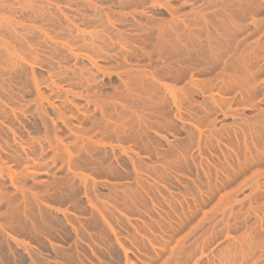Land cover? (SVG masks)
Returning <instances> with one entry per match:
<instances>
[{
	"label": "rangeland",
	"instance_id": "rangeland-1",
	"mask_svg": "<svg viewBox=\"0 0 264 264\" xmlns=\"http://www.w3.org/2000/svg\"><path fill=\"white\" fill-rule=\"evenodd\" d=\"M0 37V264H264V0H0Z\"/></svg>",
	"mask_w": 264,
	"mask_h": 264
},
{
	"label": "bare ground",
	"instance_id": "bare-ground-1",
	"mask_svg": "<svg viewBox=\"0 0 264 264\" xmlns=\"http://www.w3.org/2000/svg\"><path fill=\"white\" fill-rule=\"evenodd\" d=\"M70 1V0H69ZM95 1V0H94ZM228 1V0H227ZM240 1V0H239ZM21 2V1H20ZM86 2V1H85ZM213 2V1H212ZM220 2V1H219ZM223 3H224V1H222ZM242 2V1H241ZM259 2V1H258ZM84 3V2H83ZM205 3H206V1H205ZM214 3V2H213ZM221 3V2H220ZM22 4V3H21ZM68 4V3H67ZM77 4V3H76ZM80 4V3H79ZM86 4V3H85ZM99 4V3H98ZM104 4V3H103ZM152 4V3H151ZM203 4V3H202ZM258 4V3H257ZM10 5H13V3L12 4H10ZM18 5H20V4H18ZM78 5V4H77ZM207 5V4H206ZM230 5V4H229ZM232 5V4H231ZM256 5V4H255ZM32 6V5H31ZM196 6V5H195ZM17 7H19V6H17ZM195 8V7H194ZM224 8V7H223ZM243 8V7H242ZM21 9V8H20ZM36 9V8H35ZM95 9V8H94ZM260 10V9H259ZM215 11V10H214ZM60 12V11H59ZM178 12V11H177ZM10 13V12H9ZM63 13V12H62ZM108 13V12H107ZM179 13V12H178ZM191 13V12H190ZM235 13V12H234ZM233 13V14H234ZM257 13V12H256ZM44 14V13H43ZM236 14V13H235ZM253 14V13H252ZM114 15V14H113ZM118 15V14H117ZM122 15V14H121ZM199 15V14H198ZM230 15V14H229ZM257 15V14H256ZM37 16V15H36ZM202 16V15H201ZM205 16V15H204ZM203 16V17H204ZM240 16V15H239ZM248 16V15H247ZM252 16V15H251ZM94 17H96V16H94ZM102 17V16H101ZM135 17V16H134ZM182 17V16H181ZM193 17V16H192ZM194 17H195V15H194ZM207 17V16H206ZM46 18V17H45ZM62 18V17H61ZM85 18V17H84ZM87 18V17H86ZM100 18V17H99ZM216 18V17H215ZM2 19V18H1ZM110 19V18H109ZM204 19V18H203ZM223 19V18H222ZM228 19V18H227ZM235 19V18H234ZM239 19H240V17H239ZM7 20V19H6ZM50 20V19H49ZM87 20V19H86ZM101 20V19H100ZM123 20V19H122ZM244 20V19H243ZM90 21V20H89ZM96 21V20H95ZM149 21V20H148ZM147 21V22H148ZM201 21V20H200ZM220 21V20H219ZM2 22V21H1ZM13 22V21H12ZM135 22V21H134ZM178 22H179V20H178ZM205 22V21H204ZM213 22V21H212ZM211 22V23H212ZM241 22H242V20H241ZM253 22H255V21H253ZM7 23V22H6ZM6 23H4V24H6ZM71 23V22H70ZM94 23V22H93ZM105 23V22H104ZM193 23H195V22H193ZM252 23V22H251ZM72 24H73V22H72ZM90 24V23H89ZM107 24V23H106ZM152 24V23H151ZM189 24V23H188ZM197 24H198V22H197ZM227 24H229V23H227ZM243 24V23H242ZM14 25V24H13ZM131 25V24H130ZM192 25V24H191ZM210 25V24H209ZM215 25V24H214ZM39 26H40V24H39ZM103 26V25H102ZM108 26H110L111 27V25H108ZM208 26V25H207ZM227 26V25H226ZM256 26V25H255ZM5 27V26H4ZM29 27V26H28ZM190 27V26H189ZM229 27V26H228ZM242 27V26H241ZM13 28H15V27H13ZM167 28H169V27H167ZM203 28V27H202ZM214 28V27H213ZM216 28V27H215ZM10 29V28H9ZM25 29V28H24ZM35 29V28H34ZM38 29V28H37ZM91 29V28H90ZM104 29V28H103ZM139 29V28H138ZM170 29H172V28H170ZM184 29V28H183ZM205 29H207V28H205ZM226 29H227V27H226ZM26 30V29H25ZM55 30V29H54ZM59 30V29H58ZM62 30V29H61ZM111 30V29H110ZM113 30V29H112ZM144 30V29H143ZM202 30V29H201ZM222 30V29H221ZM228 30V29H227ZM238 30V29H237ZM240 30V29H239ZM256 30V29H255ZM92 31V30H91ZM104 31V30H103ZM109 31V30H108ZM199 31V30H198ZM242 31V30H241ZM15 32V31H14ZM59 32V31H58ZM79 32V31H78ZM81 32V31H80ZM89 32V31H88ZM196 32H197V30H196ZM205 32V31H204ZM207 32V31H206ZM26 33V32H25ZM30 33V32H29ZM142 33V32H141ZM182 33V32H181ZM189 33V32H188ZM194 33V32H193ZM240 33V32H239ZM34 34V33H33ZM117 34V33H116ZM220 34H221V32H220ZM245 34V33H244ZM4 35V34H3ZM60 35V34H59ZM80 35V34H79ZM85 35V34H84ZM94 35V34H93ZM187 35V34H186ZM190 35V34H189ZM207 35H209V34H207ZM216 35H218L217 33H216ZM10 36V35H9ZM12 36V35H11ZM44 36V35H43ZM113 36V35H112ZM176 36V35H175ZM203 36V35H202ZM213 36V35H212ZM250 36V35H249ZM249 36H247L248 38H249ZM3 37H5V36H3ZM170 37V36H169ZM178 37V36H177ZM181 37V36H180ZM225 37V36H224ZM226 37H227V35H226ZM246 37V36H245ZM1 38V37H0ZM28 38V37H27ZM34 38V37H33ZM113 38V37H112ZM174 38V37H173ZM176 38V37H175ZM185 38H186V36H185ZM184 38V39H185ZM209 38H211V37H209ZM80 39H83V38H80ZM91 39V38H90ZM93 39V38H92ZM91 39V40H92ZM117 39H119V38H117ZM116 39V40H117ZM121 39V38H120ZM164 39V38H163ZM162 39V40H163ZM179 39V38H178ZM222 39H225V38H222ZM195 40V39H194ZM208 41H209V39H207ZM240 40V39H239ZM167 41H169V40H167ZM181 41V40H180ZM193 41V40H192ZM214 40H212V42H213ZM223 41V40H222ZM96 42V41H95ZM116 42V41H115ZM178 42V41H177ZM221 42V41H220ZM99 43V42H98ZM215 43V42H214ZM219 43V42H218ZM183 44V43H182ZM187 44V43H186ZM199 44V43H198ZM206 44V43H205ZM248 44V43H247ZM260 44V43H259ZM164 45V44H163ZM258 45V44H257ZM91 46V45H90ZM95 46V45H94ZM247 46V45H246ZM20 47V46H19ZM103 47V46H102ZM178 47V46H177ZM182 47V46H181ZM191 47V46H190ZM204 47V46H203ZM211 47V46H210ZM233 47V46H232ZM238 47H239V45H238ZM264 47V46H263ZM95 48V47H94ZM98 48V47H97ZM100 48V47H99ZM172 48V47H171ZM198 48H199V46H198ZM214 48V47H213ZM248 48V47H247ZM249 48H250V46H249ZM17 49V48H16ZM23 49V48H22ZM89 49V48H88ZM91 49H93V48H91ZM90 49V50H91ZM96 49V48H95ZM105 49V48H104ZM107 49V48H106ZM181 49V48H180ZM185 49V48H184ZM222 49H223V47H222ZM233 49V48H232ZM235 49V48H234ZM243 49V48H242ZM257 49V48H256ZM94 50V49H93ZM161 50H162V48H161ZM247 50V49H246ZM23 51V50H22ZM59 51V50H58ZM165 51V50H164ZM173 51V50H172ZM201 51V50H200ZM207 51V50H206ZM213 51V50H212ZM215 51V50H214ZM218 51V50H217ZM221 51V50H220ZM177 52H179L178 50H177ZM192 52V51H191ZM202 52V51H201ZM211 52V51H210ZM250 52V51H249ZM162 53V52H161ZM6 54V53H5ZM18 54V53H17ZM23 54V53H22ZM178 54V53H177ZM220 54V53H219ZM247 54V53H246ZM2 55V54H1ZM16 55V54H15ZM100 55V54H99ZM161 55V54H160ZM215 55V54H214ZM9 56H10V54H9ZM174 56V55H173ZM177 56V55H176ZM181 56H183V55H181ZM194 56V55H193ZM249 56V55H248ZM186 57H188V56H186ZM192 57V56H191ZM162 58V57H161ZM9 59V58H8ZM21 59V58H20ZM94 59V58H93ZM167 59H169V58H167ZM187 59V58H186ZM193 59V58H192ZM248 59V58H247ZM231 60V59H230ZM262 60V59H261ZM2 61V60H1ZM5 61V60H4ZM161 61V60H160ZM179 61V60H178ZM234 61V60H233ZM241 61V60H240ZM7 62V61H6ZM13 62V61H12ZM15 62V61H14ZM96 62V61H95ZM187 62V61H186ZM204 62V61H203ZM211 62V61H210ZM247 61H245V63H246ZM254 62V61H253ZM258 62V61H257ZM33 63V62H32ZM173 63V62H172ZM185 63V62H184ZM197 63V62H196ZM217 63V62H216ZM239 63V62H238ZM95 64V63H94ZM186 64V63H185ZM199 64V63H198ZM198 64H197V66H198ZM208 64V63H207ZM240 64V63H239ZM21 65H22V62H21ZM187 65V64H186ZM231 65V64H230ZM256 65H259V64H256ZM262 65V64H261ZM7 66V65H6ZM19 66V65H18ZM24 66V65H23ZM170 66V65H169ZM174 66V65H173ZM195 66V65H194ZM243 66V65H242ZM252 66H253V64H252ZM63 67V66H62ZM118 67V66H117ZM216 67V66H215ZM237 67V66H236ZM248 67V66H247ZM9 68H11V67H9ZM24 68V67H23ZM53 68H55V67H53ZM65 68V67H64ZM200 68V67H199ZM204 68V67H203ZM202 68V69H203ZM30 69V68H29ZM162 69V68H161ZM179 69V68H178ZM182 69V68H181ZM180 69V70H181ZM208 69H209V67H208ZM213 69V68H212ZM235 69V68H234ZM17 70H18V68H17ZM27 70V69H26ZM64 70V69H63ZM86 70V69H85ZM135 70V69H134ZM196 70V69H195ZM211 70V69H210ZM249 70V69H248ZM3 71V70H2ZM28 71V70H27ZM32 71V70H31ZM50 71V70H49ZM66 71V70H65ZM136 71H138V70H136ZM144 71V70H143ZM160 71V70H159ZM253 71V70H252ZM251 71V72H252ZM262 71V70H261ZM23 72V71H22ZM90 72V71H89ZM105 72V71H104ZM118 72V71H117ZM131 72V71H130ZM147 72H149V71H147ZM171 72V71H170ZM172 72H174V71H172ZM7 73H9V72H7ZM6 73V74H7ZM62 73H64V72H62ZM80 73V72H79ZM84 73V72H83ZM129 73V72H128ZM165 73V72H164ZM177 73V72H176ZM175 73V74H176ZM186 73H187V71H186ZM206 73V72H205ZM3 74V73H2ZM22 74V73H21ZM66 74V73H65ZM68 74V73H67ZM82 74V73H81ZM87 74V73H86ZM11 75H13L12 73H11ZM89 75V74H88ZM153 75H155V74H153ZM179 75V74H178ZM192 75V74H191ZM36 76V75H35ZM127 76V75H126ZM186 76H187V74H186ZM206 76V75H205ZM227 76V75H226ZM1 77V76H0ZM13 77H15V76H13ZM89 77V76H88ZM159 77V76H158ZM189 77V76H188ZM191 77V76H190ZM253 77V76H252ZM9 78H11V77H9ZM17 78V77H16ZM70 78V77H69ZM94 78V77H93ZM142 78V77H141ZM165 78V77H164ZM235 78V77H234ZM90 79V78H89ZM20 80V79H19ZM183 80V79H182ZM202 80V79H201ZM205 80V79H204ZM213 80V79H212ZM217 80V79H216ZM263 80V79H262ZM35 81V80H34ZM129 81H130V79H129ZM142 81V80H141ZM191 81V80H190ZM195 81V80H194ZM244 81V80H243ZM253 81V80H252ZM3 82V81H2ZM16 82V81H15ZM84 82H85V80H84ZM167 82H169V81H167ZM175 82V81H174ZM228 82V81H227ZM238 82V81H237ZM22 83V82H21ZM82 83V82H81ZM125 83V82H124ZM192 83V82H191ZM247 83V82H246ZM257 83V82H256ZM1 84V83H0ZM33 84V83H32ZM241 84V83H240ZM20 85V84H19ZM23 85V84H22ZM52 85V84H51ZM126 85V84H125ZM166 85V84H165ZM228 85V84H227ZM230 85V84H229ZM233 85V84H232ZM246 85V84H245ZM255 85V84H254ZM53 86V85H52ZM87 86V85H86ZM124 86V85H123ZM151 86V85H150ZM221 86V85H220ZM249 86V85H248ZM47 87V86H46ZM242 87V86H241ZM253 87V86H252ZM17 88V87H16ZM36 88V87H35ZM155 88V87H154ZM179 88V87H178ZM204 88V87H203ZM95 89H96V87H95ZM181 89V88H180ZM188 89H190V88H188ZM188 89H186V90H188ZM216 89V88H215ZM116 90V89H115ZM137 90H138V88H137ZM146 90V89H145ZM206 90V89H205ZM259 90V89H258ZM4 91H5V89H4ZM70 91V90H69ZM101 91V90H100ZM134 91V90H133ZM174 91V90H173ZM192 91V90H191ZM234 91V90H233ZM119 92V91H118ZM135 92H137L136 90H135ZM172 92V91H171ZM176 92H178V91H176ZM196 92V91H195ZM227 92V91H226ZM249 92V91H248ZM256 92V91H255ZM51 93V92H50ZM116 93V92H115ZM179 93V92H178ZM204 93H206V92H204ZM228 93V92H227ZM239 93V92H238ZM251 93V92H250ZM249 93V94H250ZM161 94H163V93H161ZM170 94V93H169ZM183 94V93H182ZM186 94V93H185ZM229 94H231V93H229ZM39 95V94H38ZM99 95V94H98ZM119 95V94H118ZM144 95V94H143ZM149 95V94H148ZM151 95V94H150ZM45 96V95H44ZM48 96V95H47ZM89 96V95H88ZM95 96V95H94ZM188 96V95H187ZM218 96V95H217ZM237 96V95H236ZM240 96V95H239ZM92 97V96H91ZM97 97V96H96ZM131 97V96H130ZM150 97V96H149ZM156 97V96H155ZM163 97V96H162ZM257 97V96H256ZM79 98V97H78ZM114 98V97H113ZM152 98V97H151ZM218 98V97H217ZM227 98V97H226ZM230 98V97H229ZM246 98V97H245ZM248 98V97H247ZM254 98V97H253ZM41 99V98H40ZM46 99V98H45ZM154 99V98H153ZM209 99V98H208ZM252 99V98H251ZM156 100H158V99H156ZM183 100V99H182ZM211 100H212V97H211ZM221 100V99H220ZM226 100H228V99H226ZM231 100V99H230ZM50 101V100H49ZM85 101H86V99H85ZM147 101V100H146ZM155 101V100H154ZM181 101V100H180ZM185 101V100H184ZM210 101V100H209ZM218 101V100H217ZM258 101V100H257ZM95 102V101H94ZM169 102H170V100H169ZM225 102H227V101H225ZM224 102V103H225ZM231 102V101H230ZM256 102V101H255ZM254 102V103H255ZM43 103V102H42ZM92 103V102H91ZM135 103V102H134ZM140 103V102H139ZM149 103V102H148ZM151 103V102H150ZM176 103V102H175ZM178 103V102H177ZM186 103V102H185ZM219 103V102H218ZM222 103H223V101H222ZM258 103V102H257ZM13 104V103H12ZM40 104V103H39ZM101 104V103H100ZM99 104V105H100ZM154 104V103H153ZM167 104V103H166ZM187 104V103H186ZM177 105V104H176ZM188 105V104H187ZM220 105V104H219ZM125 106V105H124ZM184 106V105H183ZM182 106V107H183ZM215 106V105H214ZM255 106V105H254ZM100 107H101V105H100ZM109 107H110V105H109ZM162 107V106H161ZM180 107V106H179ZM102 108H103V106H102ZM188 108V107H187ZM215 108V107H214ZM241 108H243V107H241ZM11 109V108H10ZM104 109V108H103ZM110 109V108H109ZM112 109V108H111ZM153 109H155V108H153ZM162 109V108H161ZM173 109V108H172ZM190 109V108H189ZM211 109V108H210ZM1 110V109H0ZM108 110V109H107ZM237 110V109H236ZM251 110V109H250ZM16 111V110H15ZM132 111V110H131ZM78 112V111H77ZM133 112V111H132ZM131 112V113H132ZM75 113V112H74ZM94 113V112H93ZM133 113H135V112H133ZM142 113V112H141ZM167 113H169V112H167ZM212 113H214V112H212ZM5 114V113H4ZM17 114V113H16ZM113 114V113H112ZM145 114V113H144ZM170 114V113H169ZM189 114H191V113H189ZM259 114V113H258ZM15 115V114H14ZM55 115V114H54ZM94 115V114H93ZM147 115V114H146ZM213 115V114H212ZM233 115H234V113H233ZM241 115V114H240ZM8 117H9V115H7ZM37 116H38V114H37ZM98 116H100V115H98ZM152 116V115H151ZM254 116V115H253ZM262 116V115H261ZM35 117V116H34ZM46 117V116H45ZM167 117V116H166ZM172 117V116H171ZM210 117V116H209ZM251 117H252V115H251ZM53 118V117H52ZM92 118V117H91ZM149 118V117H148ZM228 118V117H227ZM236 118V117H235ZM93 119V118H92ZM108 119V118H107ZM167 119V118H166ZM177 119V118H176ZM185 119V118H184ZM207 119V118H206ZM212 119V118H211ZM259 119V118H258ZM141 120V119H140ZM246 120V119H245ZM251 120V119H250ZM145 121V120H144ZM147 121V120H146ZM177 121H178V119H177ZM65 122V121H64ZM80 122V121H79ZM126 122V121H125ZM149 122V121H148ZM210 122V121H209ZM231 122V121H230ZM248 122V121H247ZM90 123V122H89ZM113 123V122H112ZM176 123V122H175ZM239 123V122H238ZM48 124H49V122H48ZM80 124V123H79ZM139 124V123H138ZM147 124V123H146ZM158 124V123H157ZM210 124V123H209ZM249 124V123H248ZM262 124V123H261ZM46 125V124H45ZM240 125V124H239ZM83 126V125H82ZM86 126V125H85ZM124 126V125H123ZM131 126V125H130ZM166 126H167V124H166ZM171 126V125H170ZM246 126V125H245ZM53 127V126H52ZM108 127V126H107ZM106 127V128H107ZM147 127V126H146ZM192 127V126H191ZM233 127V126H232ZM54 128V127H53ZM121 128V127H120ZM247 128V127H246ZM167 129V128H166ZM261 129V128H260ZM85 130V129H84ZM98 130V129H97ZM129 130V129H128ZM222 130V129H221ZM228 130V129H227ZM231 130V129H230ZM233 130V129H232ZM245 130V129H244ZM263 130V129H262ZM189 131V130H188ZM217 131H218V129H217ZM253 131V130H252ZM113 132V131H112ZM125 132V131H124ZM131 132V131H130ZM219 132V131H218ZM258 132H260V131H258ZM106 133V132H105ZM150 133V132H149ZM162 133V132H161ZM240 133V132H239ZM245 133V132H244ZM249 133V132H248ZM247 133V134H248ZM261 133V132H260ZM216 134V133H215ZM236 134V133H235ZM80 135H82V134H80ZM87 135V134H86ZM130 135V134H129ZM135 135V134H134ZM217 135V134H216ZM261 135V134H260ZM91 136V135H90ZM127 136H128V134H127ZM140 136V135H139ZM138 136V137H139ZM196 136V135H195ZM218 136V135H217ZM227 136H229V135H227ZM251 136V135H250ZM104 137V136H103ZM118 137H119V135H118ZM162 137V136H161ZM245 137V136H244ZM254 137V136H253ZM258 137V136H257ZM263 137V136H262ZM127 138V137H126ZM132 138V137H131ZM164 138V137H163ZM188 138V137H187ZM196 138V137H195ZM39 139V138H38ZM78 139V138H77ZM109 139V138H108ZM192 139H193V137H192ZM221 139V138H220ZM219 139V140H220ZM244 139V138H243ZM251 139H252V137H251ZM6 140H8V139H6ZM119 140V139H118ZM148 140H149V138H148ZM188 140V139H187ZM227 140V139H226ZM246 140V139H245ZM256 140V139H255ZM60 141V140H59ZM75 141H77L76 139H75ZM83 141V140H82ZM137 141V140H136ZM164 141H165V139H164ZM214 141H215V139H214ZM224 141V140H223ZM236 141V140H235ZM79 142V141H78ZM261 142V141H260ZM4 143V142H3ZM9 143H11V142H9ZM36 143V142H35ZM59 143V142H58ZM172 143V142H171ZM187 143V142H186ZM244 143V142H243ZM251 143V142H250ZM60 144V143H59ZM81 144V143H80ZM79 144V145H80ZM137 144V143H136ZM152 144V143H151ZM213 144V143H212ZM252 144V143H251ZM4 145H5V143H4ZM27 145V144H26ZM104 145V144H103ZM146 145H148V144H146ZM216 145V144H215ZM232 145H233V143H232ZM240 145V144H239ZM263 145V144H262ZM10 146H11V144H10ZM10 146H8V147H10ZM13 146V145H12ZM33 146V145H32ZM58 146V145H57ZM93 146V145H92ZM157 146V145H156ZM173 146V145H172ZM202 146V145H201ZM241 146V145H240ZM260 146V145H259ZM264 146V145H263ZM262 146V147H263ZM108 147V146H107ZM122 147V146H121ZM237 147V146H236ZM242 147V146H241ZM1 148V147H0ZM208 148V147H207ZM244 148V147H243ZM102 149V148H101ZM241 149V148H240ZM247 149V148H246ZM245 149V150H246ZM162 150V149H161ZM239 150V149H238ZM253 150V149H252ZM261 150V149H260ZM28 151V150H27ZM43 151V150H42ZM109 151V150H108ZM111 151V150H110ZM241 151V150H240ZM86 152V151H85ZM159 152V151H158ZM170 152V151H169ZM175 152V151H174ZM173 152V153H174ZM221 152V151H220ZM235 152V151H234ZM238 152V151H237ZM244 152V151H243ZM242 152V153H243ZM22 153V152H21ZM34 153V152H33ZM43 153V152H42ZM91 153H94V152H91ZM127 153V152H126ZM241 153V152H240ZM241 153V154H242ZM88 154V153H87ZM102 154V153H101ZM138 153H136V155H137ZM141 154V153H140ZM209 154V153H208ZM239 154V153H238ZM4 155V154H3ZM32 155V154H31ZM35 155V154H34ZM113 155V154H112ZM159 155V154H158ZM210 155V154H209ZM262 155V154H261ZM16 156V155H15ZM25 156H26V154H25ZM95 156V155H94ZM139 156V155H138ZM80 157V156H79ZM106 157V156H105ZM118 157V156H117ZM164 157V156H163ZM227 157V156H226ZM229 157V156H228ZM71 158V157H70ZM88 158V157H87ZM222 158V157H221ZM241 158V157H240ZM19 159H21V158H19ZM32 159V158H31ZM94 159V158H93ZM99 159V158H98ZM102 159V158H101ZM106 159V158H105ZM142 159V158H141ZM244 159H245V157H244ZM253 159V158H252ZM26 160V159H25ZM74 160V159H73ZM76 160V159H75ZM145 160V159H144ZM219 160V159H218ZM232 160V159H231ZM98 161V160H97ZM213 161V160H212ZM9 162V161H8ZM90 162V161H89ZM225 162H227V161H225ZM259 162V161H258ZM68 163V162H67ZM99 163V162H98ZM164 163V162H163ZM175 163V162H174ZM241 163V162H240ZM92 164V163H91ZM90 164V165H91ZM112 164V163H111ZM132 164V163H131ZM143 164V163H142ZM236 164V163H235ZM2 165V164H1ZM64 165V164H63ZM100 165V164H99ZM139 165V164H138ZM180 165V164H179ZM220 165V164H219ZM23 166V165H22ZM145 166V165H144ZM154 166V165H153ZM190 166H191V164H190ZM249 166V165H248ZM261 166H262V164H261ZM44 167V166H43ZM46 167V166H45ZM53 167V166H52ZM85 167V166H84ZM88 167V166H87ZM99 167V166H98ZM156 167V166H155ZM206 167V166H205ZM243 167V166H242ZM250 167V166H249ZM105 168V167H104ZM212 168V167H211ZM40 169V168H39ZM58 169H60V168H58ZM71 169V168H70ZM94 169V168H93ZM110 169H112V168H110ZM120 169V168H119ZM160 169V168H159ZM162 169V168H161ZM219 169V168H218ZM244 169V168H243ZM84 170V169H83ZM250 170V169H249ZM130 171H133V170H130ZM129 171V172H130ZM135 171V170H134ZM157 171V170H156ZM192 171V170H191ZM238 171H240V170H238ZM245 171V170H244ZM54 172H55V170H54ZM74 172V171H73ZM111 172V171H110ZM243 172V171H242ZM41 173V172H40ZM107 173V172H106ZM147 173V172H146ZM231 173V172H230ZM250 173V172H249ZM15 174V173H14ZM248 174V173H247ZM10 175V174H9ZM79 175V174H78ZM106 175V174H105ZM118 175V174H117ZM122 175V174H121ZM137 175V174H136ZM160 175V174H159ZM232 175V174H231ZM239 175V174H238ZM2 176H4V175H2ZM35 176H37V174L35 175ZM115 176V175H114ZM130 176V175H129ZM153 176V175H152ZM223 176V175H222ZM8 177H10L11 178V176H8ZM30 177V176H29ZM43 177V176H42ZM84 177V176H83ZM162 176H160V178H161ZM189 177V176H188ZM229 177V176H228ZM236 177H237V175H236ZM241 177V176H240ZM33 178V177H32ZM82 178V177H81ZM116 178V177H115ZM134 178V177H133ZM256 178V177H255ZM2 179V178H1ZM23 179V178H22ZM39 179V178H38ZM92 179H93V177H92ZM108 179V178H107ZM126 179V178H125ZM162 179V178H161ZM258 179V178H257ZM15 180V179H14ZM28 180V179H27ZM84 180V179H83ZM109 180V179H108ZM207 180V179H206ZM3 181V180H2ZM51 181V180H50ZM49 181V182H50ZM81 181V180H80ZM93 181V180H92ZM91 181V182H92ZM133 181V180H132ZM157 181H159V180H157ZM188 181V180H187ZM192 181H194V180H192ZM233 181V180H232ZM238 181V180H237ZM236 181V182H237ZM18 182V181H17ZM42 182V181H41ZM84 182V181H83ZM97 182V181H96ZM134 182V181H133ZM179 182V181H178ZM241 182V181H240ZM246 182H248V181H246ZM21 183V182H20ZM25 183V182H24ZM35 183V182H34ZM90 183V182H89ZM136 183V182H135ZM14 184V183H13ZM36 184V183H35ZM42 184V183H41ZM75 184V183H74ZM81 184V183H80ZM91 184V183H90ZM127 184V183H126ZM247 184H249V183H247ZM44 185V184H43ZM50 185V184H49ZM115 185V184H114ZM128 185V184H127ZM232 185V184H231ZM258 185V184H257ZM3 186V185H2ZM17 186V185H16ZM52 186H54V185H52ZM133 186V185H132ZM132 186H130V187H132ZM136 186V185H135ZM145 186H146V184H145ZM197 186V185H196ZM219 186V185H218ZM262 186V185H261ZM36 187V186H35ZM65 187V186H64ZM71 187V186H70ZM116 187V186H115ZM143 187V186H142ZM237 187V186H236ZM262 187H264V186H262ZM16 188V187H15ZM17 188H18V186H17ZM16 188V189H17ZM23 188V187H22ZM54 188V187H53ZM77 188V187H76ZM109 188V187H108ZM146 188V187H145ZM35 189V188H34ZM110 189V188H109ZM194 189V188H193ZM227 189V188H226ZM250 189V188H249ZM257 189H258V187H257ZM262 189V188H261ZM74 190V189H73ZM200 190V189H199ZM223 190V189H222ZM6 191V190H5ZM53 191V190H52ZM79 191V190H78ZM114 191V190H113ZM125 191V190H124ZM133 191V190H132ZM201 191V190H200ZM218 191V190H217ZM239 191V190H238ZM18 192H21V191H18ZM26 192V191H25ZM71 192V191H70ZM85 192V191H84ZM96 192V191H95ZM195 192V191H194ZM197 192V191H196ZM216 192V191H215ZM221 192V191H220ZM257 192V191H256ZM79 193V192H78ZM91 193V192H90ZM110 193V192H109ZM124 193V192H123ZM207 193V192H206ZM41 194V193H40ZM47 194V193H46ZM56 194V193H55ZM58 194V193H57ZM198 194V193H197ZM13 195H15V193L13 194ZM20 195V194H19ZM18 195V196H19ZM24 195V194H23ZM49 195V194H48ZM70 195V194H69ZM200 195V194H199ZM212 195V194H211ZM259 195V194H258ZM3 196V195H2ZM82 196V195H81ZM186 196V195H185ZM251 196V195H250ZM14 197V196H13ZM23 197V196H22ZM57 197V196H56ZM128 197V196H127ZM135 197V196H134ZM193 197V196H192ZM9 198H11V196L9 197ZM39 198H40V196H39ZM81 198V197H80ZM98 198V197H97ZM96 198V199H97ZM195 198H197V197H195ZM199 198V197H198ZM235 198V197H234ZM256 198V197H255ZM86 199V198H85ZM91 199V198H90ZM229 199V198H228ZM19 200V199H18ZM34 200H36V199H34ZM63 200V199H62ZM73 200V199H72ZM130 200V199H129ZM134 200V199H133ZM142 200V199H141ZM178 200V199H177ZM198 200V199H197ZM201 200V199H200ZM258 200V199H257ZM15 201H17V200H15ZM29 201V200H28ZM42 201V200H41ZM248 201V200H247ZM261 201V200H260ZM50 202V201H49ZM76 202V201H75ZM80 202V201H79ZM113 202H115V201H113ZM243 202V201H242ZM252 202V201H251ZM9 203V202H8ZM19 203V202H18ZM45 203V202H44ZM59 203V202H58ZM57 203V204H58ZM89 203V202H88ZM126 203V202H125ZM142 203V202H141ZM193 203V202H192ZM261 203V202H260ZM259 203V204H260ZM35 204V203H34ZM33 204V205H34ZM71 204V203H70ZM77 204V203H76ZM76 204H74V205H76ZM101 204V203H100ZM196 204V203H195ZM201 204V203H200ZM79 205V204H78ZM114 205V204H113ZM18 206V205H17ZM91 206V205H90ZM105 206V205H104ZM126 206V205H125ZM28 207V206H27ZM92 207V206H91ZM133 207V206H132ZM246 207V206H245ZM264 207V206H263ZM29 208V207H28ZM99 208V207H98ZM129 208V207H128ZM244 208V207H243ZM256 208V207H255ZM12 209V208H11ZM20 209V208H19ZM23 209V208H22ZM102 209V208H101ZM200 209H202V208H200ZM262 209V208H261ZM25 210V209H24ZM82 210V209H81ZM220 210V209H219ZM225 210V209H224ZM27 211V210H26ZM54 211V210H53ZM60 211V210H59ZM79 211V210H78ZM83 211V210H82ZM126 211H128V210H126ZM261 211V210H260ZM6 212H9V211H6ZM21 212V211H20ZM40 212V211H39ZM91 212V211H90ZM135 212V211H134ZM227 212V211H226ZM225 212V213H226ZM13 213V212H12ZM51 213V212H50ZM54 213V212H53ZM104 213V212H103ZM181 213V212H180ZM196 213V212H195ZM202 213V212H201ZM14 214V213H13ZM36 214V216H37V213H35ZM40 214V213H39ZM43 214H45V213H43ZM9 215V214H8ZM33 215V214H32ZM64 215H65V213H64ZM83 215V214H82ZM203 215V214H202ZM264 215V214H263ZM0 216H2V215H0ZM16 217H17V215H15ZM18 216H20V215H18ZM42 216V215H41ZM45 216V215H44ZM94 216H96V215H94ZM103 216H104V214H103ZM190 216V215H189ZM233 216V215H232ZM21 217V216H20ZM105 217V216H104ZM5 218V217H4ZM10 218V217H9ZM72 218V217H71ZM94 218V217H93ZM177 218V217H176ZM189 218V217H188ZM205 218V217H204ZM235 218H237V217H235ZM0 219H2V218H0ZM13 219V218H12ZM49 219V218H48ZM59 219V218H58ZM90 219H91V217H90ZM99 219V218H98ZM260 219V218H259ZM16 220V219H15ZM28 220V219H27ZM56 220V219H55ZM62 220V219H61ZM60 220V221H61ZM79 220V219H78ZM108 220V219H107ZM248 220V219H247ZM59 221V222H60ZM190 221V220H189ZM241 221V220H240ZM261 221V220H260ZM51 222V221H50ZM63 222V221H62ZM82 222V221H81ZM112 222V221H111ZM187 222V221H186ZM218 222V221H217ZM221 222V221H220ZM256 222V221H255ZM74 223V222H73ZM105 223V222H104ZM240 223V222H239ZM0 224H2V222H0ZM14 224V223H13ZM47 224V223H46ZM45 224V225H46ZM49 224V223H48ZM56 224V223H55ZM86 224V223H85ZM252 224H253V222H252ZM255 224V223H254ZM29 225V224H28ZM43 225V224H42ZM54 225V224H53ZM59 225H60V223H59ZM76 225V224H75ZM107 225V224H106ZM220 225V224H219ZM245 225V224H244ZM3 226H6V225H3ZM41 226V225H40ZM39 226V227H40ZM71 226V225H70ZM90 226V225H89ZM183 226V225H182ZM226 226V225H225ZM232 226V225H231ZM259 226H261V225H259ZM15 227V226H14ZM17 227H18V224H17ZM38 227V228H39ZM42 227V226H41ZM58 227V226H57ZM234 227V226H233ZM243 227V226H242ZM2 228V227H1ZM55 228V227H54ZM66 228V227H65ZM197 228V227H196ZM245 228V227H244ZM253 228V227H252ZM33 229V228H32ZM31 229V230H32ZM49 229V228H48ZM101 229V228H100ZM99 229V230H100ZM209 229V228H208ZM246 229V228H245ZM254 229V228H253ZM262 229V228H261ZM58 230V229H57ZM61 230V229H60ZM74 230V229H73ZM77 230V229H76ZM206 230V229H205ZM212 230V229H211ZM220 230V229H219ZM251 230V229H250ZM264 230V229H263ZM51 231V230H50ZM101 231V230H100ZM204 231V230H203ZM226 231V230H225ZM232 231V230H231ZM32 233H33V231H31ZM30 232V233H31ZM99 232V231H98ZM244 232V231H243ZM29 233V232H28ZM189 233H191V232H189ZM216 233H217V231H216ZM218 234V233H217ZM244 234V233H243ZM250 234V233H249ZM177 235V234H176ZM175 235V236H176ZM189 235V234H188ZM120 236V235H119ZM264 236V235H263ZM116 238V237H115ZM187 238V237H186ZM190 238V237H189ZM192 238V237H191ZM238 238V237H237ZM5 239V238H4ZM196 239V238H195ZM198 239V238H197ZM201 239V238H200ZM241 239V238H240ZM254 239V238H253ZM260 239H261V237H260ZM61 241H62V239H60ZM202 240V239H201ZM235 240V239H234ZM239 240V239H238ZM252 240V239H251ZM263 240V239H262ZM211 241V240H210ZM236 241V240H235ZM261 241V240H260ZM207 242V241H206ZM231 242V241H230ZM14 243V242H13ZM41 243V242H40ZM186 243V242H185ZM191 243V242H190ZM204 243V242H203ZM202 243V244H203ZM232 243V242H231ZM249 243V242H248ZM183 244V243H182ZM189 244V243H188ZM198 244V243H197ZM234 244V243H233ZM17 245V244H16ZM51 245V244H50ZM124 245V244H123ZM179 245V244H178ZM191 245V244H190ZM238 245V244H237ZM244 245V244H243ZM252 245V244H251ZM257 245V244H256ZM35 246V245H34ZM196 246V245H195ZM235 246V245H234ZM248 246V245H247ZM27 247V246H26ZM200 247H201V245H200ZM253 247V246H252ZM191 248V247H190ZM255 248V247H254ZM261 248V247H260ZM187 249V248H186ZM236 249V248H235ZM191 250H192V248H191ZM194 250V249H193ZM226 250V249H225ZM223 251H224V249H223ZM54 252H56V251H54ZM221 253V252H220ZM223 253V252H222ZM250 254H251V252H250ZM238 255V254H237ZM244 255V254H243ZM242 255V256H243ZM202 256V255H201ZM248 256V255H247ZM204 257V256H203ZM234 258V257H233ZM238 258V257H237ZM193 259H194V257H193ZM206 260V259H205ZM233 260V259H232ZM249 260V259H248ZM224 261V260H223ZM264 261V260H263ZM238 262V261H237ZM245 262V261H244ZM186 263V262H185ZM202 264V263H201ZM222 264V263H221ZM235 264V263H234ZM255 264H256V262H255Z\"/></svg>",
	"mask_w": 264,
	"mask_h": 264
}]
</instances>
